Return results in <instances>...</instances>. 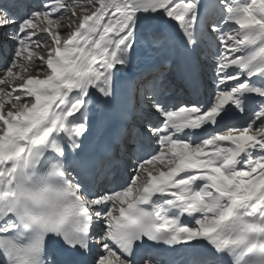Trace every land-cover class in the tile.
<instances>
[{"label":"snow or ice","instance_id":"obj_1","mask_svg":"<svg viewBox=\"0 0 264 264\" xmlns=\"http://www.w3.org/2000/svg\"><path fill=\"white\" fill-rule=\"evenodd\" d=\"M0 264H264V0H0Z\"/></svg>","mask_w":264,"mask_h":264},{"label":"rangeland","instance_id":"obj_2","mask_svg":"<svg viewBox=\"0 0 264 264\" xmlns=\"http://www.w3.org/2000/svg\"><path fill=\"white\" fill-rule=\"evenodd\" d=\"M209 89H210V91H209V95H210V93H211V86H210V81H209Z\"/></svg>","mask_w":264,"mask_h":264}]
</instances>
